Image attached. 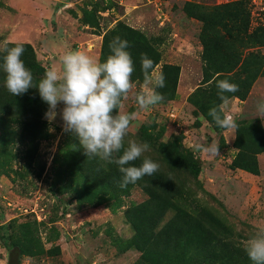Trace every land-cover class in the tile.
Here are the masks:
<instances>
[{
  "label": "rangeland",
  "instance_id": "obj_1",
  "mask_svg": "<svg viewBox=\"0 0 264 264\" xmlns=\"http://www.w3.org/2000/svg\"><path fill=\"white\" fill-rule=\"evenodd\" d=\"M131 1L0 0V42L23 45L46 70L59 69L70 50L100 61L104 37L116 26L127 29L117 36L128 41L135 87L121 111L136 116L125 146L147 143L135 165L144 158L159 165L153 176L120 188L118 166L97 165L63 131L62 102L53 118L47 107L39 127L0 120V264L13 256L18 264H135L142 254L178 264L184 244L154 246L149 232L154 217L156 233L178 210L210 222L240 248L243 264H252L244 246L264 222V119L256 116L264 102V0ZM132 31L146 42L134 44L140 37ZM142 54L165 77L156 89L164 99L149 110L135 101ZM225 79L239 88L225 94L234 132L208 115L222 103L216 82ZM171 108L176 120L168 116ZM195 142H216L218 155L193 150ZM189 160L200 168L196 177ZM164 192L166 211L158 219L145 202ZM199 237L193 234L194 241Z\"/></svg>",
  "mask_w": 264,
  "mask_h": 264
},
{
  "label": "clouds",
  "instance_id": "obj_2",
  "mask_svg": "<svg viewBox=\"0 0 264 264\" xmlns=\"http://www.w3.org/2000/svg\"><path fill=\"white\" fill-rule=\"evenodd\" d=\"M128 47V41L118 36L113 38L109 43L110 54L103 62L79 50L67 51L59 58V69L47 70L34 83L31 70L21 58L24 47L20 44L9 47L7 39L0 42V71L4 73L7 91L17 96L29 88H38L40 98L49 106L48 118L55 116L57 106L62 102L63 131L78 139L88 157H99L117 165L122 174L119 182L122 189L145 176H153L159 169V165L148 158H144L139 166L135 165V161L149 149L147 143L129 140L125 146V137L136 116L135 113L121 111L122 101L128 99L135 87L132 82L135 67ZM141 72L143 85L135 94V101L139 109L149 110L164 99L156 89L165 86V77L154 70L153 61L145 54L141 55ZM216 87L222 103L210 108L208 115L217 127L234 132L238 125L234 115L229 114V98L225 94L237 92L238 85L225 79L218 80ZM256 107V116L264 119V102ZM191 147L209 156L218 155L216 142H195ZM244 251L252 264H264V222L255 225Z\"/></svg>",
  "mask_w": 264,
  "mask_h": 264
},
{
  "label": "trees",
  "instance_id": "obj_3",
  "mask_svg": "<svg viewBox=\"0 0 264 264\" xmlns=\"http://www.w3.org/2000/svg\"><path fill=\"white\" fill-rule=\"evenodd\" d=\"M124 29L126 28L116 26L110 31L109 36L106 35L104 37L103 45L100 50V62H103L106 56L110 54L109 43L111 40L117 37V34ZM122 36H124V38L127 37L125 35ZM137 36L140 38L133 41L134 44H136V41H141V39L146 42L142 34L138 33ZM11 46L13 45H9V47ZM21 58L25 66L31 70L34 83H37L47 70L43 66L37 64L33 54H27L24 51ZM4 78V73L0 71V120L7 121L8 117H11V119L17 118L22 120L25 126L34 124L39 127L40 120L48 105L40 98L38 88H29L24 94L13 96L4 87ZM244 96L243 94L240 99L244 100ZM113 114H115V112ZM25 132L27 138L30 132L28 129H26ZM95 162L99 165L100 158L97 157ZM187 163L192 170V174L195 177L198 176L200 172L198 165L192 160H189ZM118 177L121 180L122 174ZM145 177L147 178V176ZM168 195V192H164V196L162 194H157L151 197V200L145 202V207H154L151 213L156 214L158 219L162 217L163 213L166 211V207L163 206V203ZM155 204H157V207H155ZM157 221L159 220H155L154 217V223H150L149 228V232L154 238L153 241H155L154 246L158 247L159 243L160 245L165 244L168 247L184 244L185 253L184 256L182 255V257L177 260L178 264H243V262L246 263L247 261L242 259L241 250L234 242L230 241L227 237L218 235L211 223L201 218L199 215L193 216L178 210L175 216L166 220L155 233L153 229L155 226L157 227ZM194 233L200 234V237L196 239V241L193 239ZM190 239L194 244L191 243ZM154 257L155 259L152 260L148 254H142L140 260L135 264H162L159 256L154 255ZM166 264H169V262H166ZM170 264H172V261Z\"/></svg>",
  "mask_w": 264,
  "mask_h": 264
},
{
  "label": "built area",
  "instance_id": "obj_4",
  "mask_svg": "<svg viewBox=\"0 0 264 264\" xmlns=\"http://www.w3.org/2000/svg\"><path fill=\"white\" fill-rule=\"evenodd\" d=\"M162 14V16H163V14L164 13H161ZM164 17V16H163ZM168 116L172 119V120H176V118H177V110L175 109V108H171V109H169V111H168Z\"/></svg>",
  "mask_w": 264,
  "mask_h": 264
},
{
  "label": "crops",
  "instance_id": "obj_5",
  "mask_svg": "<svg viewBox=\"0 0 264 264\" xmlns=\"http://www.w3.org/2000/svg\"><path fill=\"white\" fill-rule=\"evenodd\" d=\"M131 1V0H130ZM129 0H121V4H122V2H125V4H128L127 2H130ZM159 1V3H161L162 1L161 0H158ZM131 3H132V1H131ZM124 4V5H125ZM126 6H128V5H126ZM132 7H133V5H131ZM134 8V7H133ZM128 11H131V10H129L128 9ZM183 14H184V16L185 17H187V18H190V19H193L192 17H190L185 11H181ZM126 14V13H125ZM124 17V16H123ZM122 19V18H121ZM194 20H196V21H198V19H194ZM199 22V21H198ZM240 101H242V100H240Z\"/></svg>",
  "mask_w": 264,
  "mask_h": 264
},
{
  "label": "water",
  "instance_id": "obj_6",
  "mask_svg": "<svg viewBox=\"0 0 264 264\" xmlns=\"http://www.w3.org/2000/svg\"><path fill=\"white\" fill-rule=\"evenodd\" d=\"M9 264H18V259L16 256H13L10 261H9Z\"/></svg>",
  "mask_w": 264,
  "mask_h": 264
}]
</instances>
